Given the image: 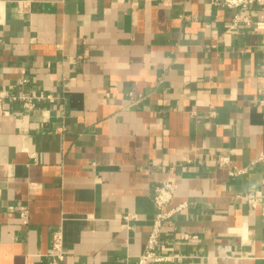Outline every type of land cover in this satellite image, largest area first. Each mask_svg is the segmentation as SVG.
Returning <instances> with one entry per match:
<instances>
[{
  "label": "crops",
  "instance_id": "0c3cea01",
  "mask_svg": "<svg viewBox=\"0 0 264 264\" xmlns=\"http://www.w3.org/2000/svg\"><path fill=\"white\" fill-rule=\"evenodd\" d=\"M3 1L0 264H50L56 232L58 264H136L163 181L185 206L160 264H264V11L229 29L214 0Z\"/></svg>",
  "mask_w": 264,
  "mask_h": 264
},
{
  "label": "built area",
  "instance_id": "2783aa9c",
  "mask_svg": "<svg viewBox=\"0 0 264 264\" xmlns=\"http://www.w3.org/2000/svg\"><path fill=\"white\" fill-rule=\"evenodd\" d=\"M23 4V6H28V1L26 0H16ZM216 4H222L226 7H233L237 9V12L231 18V21L228 23L227 27L229 29L236 28L240 23H244L245 25H251V20L249 16L243 14L244 11L248 10L251 5L258 6L262 11H264V0H214ZM5 20V1L0 0V24ZM255 30L264 29V14L261 15V18L255 22L253 25ZM6 93L0 90V98L5 96ZM48 97V96H46ZM37 100L44 99V95L39 94L35 96ZM21 100H23V104L32 108L34 103L32 102V98L30 96H21ZM213 115L214 112L211 111ZM218 160L221 163H228L229 157L227 155H220ZM243 172V169L234 168L230 170V174H238ZM177 188V183L173 181H163L159 185H157L153 192V202L157 208V212L152 223V228L148 234L146 242L144 244L143 250L137 256L136 264H160L162 262H166L172 260L171 256H168L164 253H160L158 250V245L160 242L161 236V225L162 221L168 217H170L174 212L178 211L182 207L185 206V202L179 203L176 206L168 207L172 197L174 196L175 190ZM236 197L239 199H243L247 201L252 207H256L260 204L261 200L258 195L253 192H243L237 193ZM27 209L25 207H20V216L24 218L26 221L27 218ZM133 217V215H125L124 220L126 226H128V221ZM196 237V235H191L189 233H184V238ZM52 247L54 250V257L51 260L50 264H58V262L62 259V234L61 232H56L52 236Z\"/></svg>",
  "mask_w": 264,
  "mask_h": 264
}]
</instances>
